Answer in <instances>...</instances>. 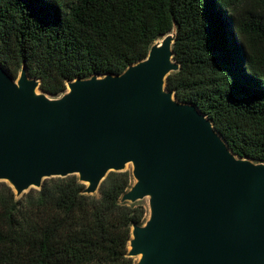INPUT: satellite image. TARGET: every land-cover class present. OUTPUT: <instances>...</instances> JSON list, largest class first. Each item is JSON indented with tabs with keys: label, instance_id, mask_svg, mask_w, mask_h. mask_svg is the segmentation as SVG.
Returning a JSON list of instances; mask_svg holds the SVG:
<instances>
[{
	"label": "trees",
	"instance_id": "1",
	"mask_svg": "<svg viewBox=\"0 0 264 264\" xmlns=\"http://www.w3.org/2000/svg\"><path fill=\"white\" fill-rule=\"evenodd\" d=\"M175 34L179 69L166 80L232 152L264 163V0H0V63L26 67L41 89L123 73ZM130 171L110 172L99 197L76 175L18 198L0 182V264H134L132 228L146 211L123 201Z\"/></svg>",
	"mask_w": 264,
	"mask_h": 264
},
{
	"label": "water",
	"instance_id": "2",
	"mask_svg": "<svg viewBox=\"0 0 264 264\" xmlns=\"http://www.w3.org/2000/svg\"><path fill=\"white\" fill-rule=\"evenodd\" d=\"M174 41L165 36L121 74L69 82L60 98L26 67L15 78L0 63V182L22 197L76 175L94 195L132 164L123 201L150 197L151 207L132 228L134 264H264V163L236 156L167 89L179 69Z\"/></svg>",
	"mask_w": 264,
	"mask_h": 264
},
{
	"label": "rangeland",
	"instance_id": "3",
	"mask_svg": "<svg viewBox=\"0 0 264 264\" xmlns=\"http://www.w3.org/2000/svg\"><path fill=\"white\" fill-rule=\"evenodd\" d=\"M161 42H162V40L156 42L155 44L156 45H161ZM67 90H68V86H67ZM132 170H133V165L132 164L126 165L125 171H130L132 173ZM134 181H135V179H134ZM84 184L88 185L87 183H84ZM99 195H100L99 191L94 194V196H96V197H99ZM17 197L20 198L21 196H17ZM134 203L142 206L145 209L146 214H145L144 220L147 222L149 220V218H150V215H151L150 197H145V198H143L141 200H138V201H136ZM134 260H135V262H137L139 260V257H134Z\"/></svg>",
	"mask_w": 264,
	"mask_h": 264
},
{
	"label": "bare ground",
	"instance_id": "4",
	"mask_svg": "<svg viewBox=\"0 0 264 264\" xmlns=\"http://www.w3.org/2000/svg\"><path fill=\"white\" fill-rule=\"evenodd\" d=\"M170 36H172V35H170ZM36 93L38 94V93H39V91H38V90H36Z\"/></svg>",
	"mask_w": 264,
	"mask_h": 264
}]
</instances>
